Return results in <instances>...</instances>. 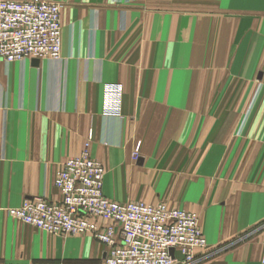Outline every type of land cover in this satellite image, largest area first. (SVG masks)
<instances>
[{"label": "crops", "instance_id": "crops-1", "mask_svg": "<svg viewBox=\"0 0 264 264\" xmlns=\"http://www.w3.org/2000/svg\"><path fill=\"white\" fill-rule=\"evenodd\" d=\"M44 1L63 4L61 60L0 61V264L103 261L91 236L7 212L61 201L55 175L91 129L108 198L199 214L194 264H260L264 232L240 236L264 223V0ZM106 84L121 119L103 116Z\"/></svg>", "mask_w": 264, "mask_h": 264}, {"label": "built area", "instance_id": "built-area-1", "mask_svg": "<svg viewBox=\"0 0 264 264\" xmlns=\"http://www.w3.org/2000/svg\"><path fill=\"white\" fill-rule=\"evenodd\" d=\"M62 9L59 2L1 0L0 61L59 62ZM122 99L121 85L106 84L103 116L121 119ZM93 140L91 131L86 147ZM105 174V167L86 149L68 159L55 176L61 201L24 199L8 214L51 235L91 236L106 248L104 264H194L199 252L208 249L197 213L165 203L112 200L103 191ZM260 264H264V243Z\"/></svg>", "mask_w": 264, "mask_h": 264}, {"label": "rangeland", "instance_id": "rangeland-1", "mask_svg": "<svg viewBox=\"0 0 264 264\" xmlns=\"http://www.w3.org/2000/svg\"><path fill=\"white\" fill-rule=\"evenodd\" d=\"M123 111H121V113H122ZM122 117H123V115H122ZM93 132V129H91L90 131H89V133H88V136H87V139H86V142H85V145H84V149H83V151L84 150H88L89 151V154H90V157L92 158V159H94V160H96V161H99V160H97V159H95L93 156H92V153H91V145L93 144V142H94V140L90 143V146L89 147H86V144L88 143V141H89V135H90V132ZM93 138H94V133H93ZM140 147H141V143L140 142H138L137 144H136V146H135V149H134V152H133V160H138L139 159V154H140ZM83 151L81 152V154L83 153ZM137 153V156L135 155ZM80 154V155H81ZM77 157V156H76ZM103 166H104V164L101 162V161H99ZM105 167V166H104ZM106 169V168H105ZM57 174V173H56ZM56 176V175H55ZM55 180V179H54ZM40 198H45V197H40ZM125 202H127V201H125ZM133 202H137V201H133ZM165 203V202H164ZM159 204V203H158ZM166 204V203H165ZM151 205H155V204H151ZM10 209H14V208H10ZM9 210V209H8ZM8 212V211H7ZM199 215V214H198ZM10 216V215H9ZM11 217V216H10ZM17 222H19V221H17ZM20 223V222H19ZM23 226V225H22ZM33 228V227H32ZM36 229V228H35ZM38 230V229H37ZM260 230H262V233L264 232V223H262V225H260V226H258V227H255L252 231H249L248 233H246V235H243V236H240V238H242V237H247V236H249V237H253V236H255V235H257V231H260ZM38 231H40V232H42V230H38ZM43 232H45V231H43ZM47 233V232H46ZM49 234V233H48ZM51 235V234H50ZM78 236H86V235H78ZM89 236V235H88ZM237 240H239V237L237 238V239H234L233 241L235 242V241H237ZM263 243H264V241H263ZM220 247H222V246H220ZM211 247L209 246V248L208 249H210ZM219 248V247H218ZM263 255V254H262ZM262 259V258H261ZM260 263H261V260H260ZM52 264H57V263H55V262H52ZM60 264V263H59ZM61 264H104L103 263V261L101 260V259H99V261H96V260H93V259H85V258H77V259H74V260H72V259H69L67 262H64V263H61Z\"/></svg>", "mask_w": 264, "mask_h": 264}]
</instances>
